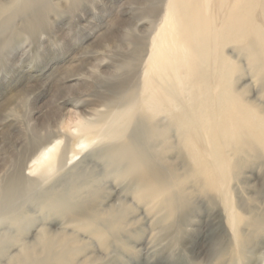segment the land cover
Wrapping results in <instances>:
<instances>
[{
	"label": "bare ground",
	"instance_id": "6f19581e",
	"mask_svg": "<svg viewBox=\"0 0 264 264\" xmlns=\"http://www.w3.org/2000/svg\"><path fill=\"white\" fill-rule=\"evenodd\" d=\"M151 2L123 105L79 124L77 139L59 131L34 144L36 178L21 165L0 182L6 264H108L129 250L212 264L227 250L244 259L264 251V0ZM97 3L0 0V33L18 20L43 43L50 24ZM207 226L226 229L227 243L181 262L179 234Z\"/></svg>",
	"mask_w": 264,
	"mask_h": 264
},
{
	"label": "rangeland",
	"instance_id": "374dc122",
	"mask_svg": "<svg viewBox=\"0 0 264 264\" xmlns=\"http://www.w3.org/2000/svg\"><path fill=\"white\" fill-rule=\"evenodd\" d=\"M152 3L151 0H98L92 13L80 10L78 20L73 16L74 21L68 19L70 21L61 25L50 24L48 35L42 37L43 43L27 38L25 24L18 20L15 29L8 30L10 33H0V182H6L21 165H25L23 168L27 176L30 174L28 177L36 178L31 174L34 158L27 151L34 144L50 141L59 131L77 139L75 130L79 124L95 121L100 112L109 110V106L123 105L122 97L128 86H133L138 70L131 65V58L138 45L150 37L152 26L147 19L154 7ZM124 10H129V14L123 15ZM225 230H211L207 226L202 231L190 230L186 236L179 234L172 244L176 256L183 254H180L181 262L214 256L219 252L217 245L221 240L226 242L230 235L223 232ZM18 248L9 254H16ZM97 251L91 247L85 256ZM127 252L129 259L108 261V264L177 262L168 254L169 257L162 255L148 261L138 252ZM249 256L244 259L227 250L212 264L264 261L262 249H258L255 260ZM0 260L6 264L7 257Z\"/></svg>",
	"mask_w": 264,
	"mask_h": 264
}]
</instances>
